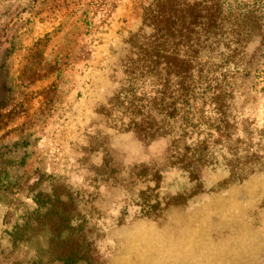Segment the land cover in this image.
Returning a JSON list of instances; mask_svg holds the SVG:
<instances>
[{"label": "rangeland", "instance_id": "rangeland-1", "mask_svg": "<svg viewBox=\"0 0 264 264\" xmlns=\"http://www.w3.org/2000/svg\"><path fill=\"white\" fill-rule=\"evenodd\" d=\"M151 1L0 0V264H264V0L195 13L144 135L116 91Z\"/></svg>", "mask_w": 264, "mask_h": 264}, {"label": "trees", "instance_id": "trees-1", "mask_svg": "<svg viewBox=\"0 0 264 264\" xmlns=\"http://www.w3.org/2000/svg\"><path fill=\"white\" fill-rule=\"evenodd\" d=\"M211 1L215 0H200L198 2L192 0L190 3L186 0H152L149 6L144 9L142 26L152 32V35H148L147 39L150 36V38H153L154 43L136 42L135 40L139 36L137 34L132 36L135 45L131 48L134 52L130 53L134 56V60L131 61L133 67L130 68L129 76L124 84L120 85L116 91V102L117 98L120 97V103H123L124 106L122 117L129 119L128 126L131 128L128 127L127 130L145 135L151 129L148 114L151 106L149 104L155 98L149 97V91H146L147 87L153 90L155 88L160 96L170 97L174 101L172 103H176L175 100L178 97H182V100L185 99V92L190 91V87L180 81L183 82L189 67L183 64L172 66V68H179L176 74L178 82L168 88L165 84L167 74L171 70L169 64L170 62L186 63L188 45L193 41L190 35L191 30L194 26L199 25L196 22L195 13L203 10L208 13L213 7L217 9V1H215V4L209 5L208 3ZM205 25L206 23L202 24V26ZM168 37L172 38V43L168 44L170 42ZM173 42L176 43V46L172 45ZM1 44L2 42H0ZM178 44L185 48L184 53H186V56L183 60L175 52V47ZM219 89L207 94L208 100L217 106L224 101L225 94L229 91L228 85L220 86ZM160 96L157 106L166 109L165 107H168L170 103L160 99ZM191 99L197 100L198 98L192 96ZM184 101L188 100L185 99ZM0 187H3V184H0Z\"/></svg>", "mask_w": 264, "mask_h": 264}]
</instances>
